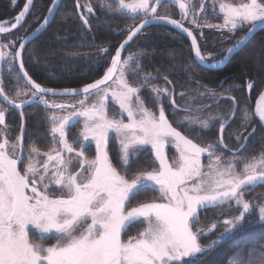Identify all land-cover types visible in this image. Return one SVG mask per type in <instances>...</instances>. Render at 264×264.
<instances>
[{"label":"snow or ice","instance_id":"obj_1","mask_svg":"<svg viewBox=\"0 0 264 264\" xmlns=\"http://www.w3.org/2000/svg\"><path fill=\"white\" fill-rule=\"evenodd\" d=\"M13 5L17 0H12ZM58 0H53L48 13L52 14ZM166 0H100V8L109 13L125 15L136 19L143 16L139 25L131 26L127 30L128 37L116 49L111 57L103 77L83 88H65L57 90L42 87L36 83L25 71L23 56L27 50L26 43H20L19 48L9 42L0 45V61L8 64L10 72L17 73L18 81L14 97L5 93L3 82L0 81V98L13 109H22L30 102L36 101L50 110L46 117L51 127L52 147L47 152L31 145L27 150L23 140L25 132V116H21V134L15 142L0 139V264H200L202 257L209 254L222 255L221 245L237 231L244 228L246 223H264V204L258 206V220L248 221L254 205L245 198L248 190L264 184V148L259 154L250 156L238 155L246 150L249 137L254 136L256 129L247 136L237 135L235 149L228 146L231 136L224 133L228 127L225 119H231L237 112H241L238 102L230 97L216 98L232 100L231 114L227 118L209 115L202 118L209 105L203 103L207 93H213L206 88V92L198 95L181 92L175 88L152 87L150 89L153 107L158 114L146 106L141 96L153 79L151 73H142L143 67L140 56L143 53H133L122 56V50L134 39L143 28L159 22L168 24L186 33L191 40L192 51L201 65L208 63L209 58L202 54L193 31L184 26L188 20L189 0H175L181 10V20L171 18L170 15L158 14V7ZM33 0H27L21 12L15 17V22H7L10 28L0 23V34H7L11 30L22 26V21L30 11ZM115 5V7H113ZM81 7L77 0V9ZM206 7L201 4V10ZM223 13L221 25H202L198 14L188 20L193 26L215 27L217 30L227 29L235 33L247 25L246 36L236 41L221 54L216 63H223L236 49L245 45L247 34L255 29L264 28V0H245L239 3L219 4ZM87 13L93 14L91 4L87 5ZM83 24L90 28L89 19L80 16ZM48 17H44L36 32L45 29ZM31 34L26 32L24 39ZM28 43H31L29 40ZM7 49V50H4ZM101 53L110 51L101 48ZM9 57H11L9 59ZM31 57H37L33 51ZM19 64L17 69L14 65ZM186 71L191 72L193 65H187ZM18 73H22L20 76ZM138 77L135 85L130 77ZM163 79L171 84L167 75ZM23 80L24 87L19 81ZM199 85V80L195 81ZM237 89L239 85H233ZM249 89L254 83H248ZM26 100H17L21 96H29ZM83 95L77 108L72 103L50 102L48 96L74 97ZM96 95V102L91 105L88 100ZM109 95L115 104L119 105L121 117L126 114L127 123L122 118L109 115L107 98ZM189 95V100L183 105L177 104L175 96ZM164 98H168L173 109L183 111L178 127L185 131H193L194 127L210 129L215 127L212 121L219 123V138L215 143L201 146L182 134L170 123L163 106ZM177 112L173 111V115ZM255 116L264 123V92L256 102ZM83 119V128L79 135L71 142L68 140L73 122ZM7 112L0 109V134L7 136L10 129L6 125ZM251 114L245 108L241 112L240 127L250 126ZM110 132L115 133L118 141L117 166L110 159ZM95 143V156L88 158L87 149ZM79 144V150L75 145ZM166 145L175 147L178 156L169 160ZM151 148L155 157L154 163L158 167L151 170L138 168L129 179L128 173L134 171L138 165L140 155L147 147ZM232 153L225 159L224 155H216L218 148ZM28 152V162L23 164V154ZM75 153V158L71 155ZM207 154L208 164L201 163V156ZM44 157V159H41ZM79 168L73 170L72 165L77 162ZM23 164V169L18 168ZM242 165V167H241ZM118 167L120 171H118ZM123 171V175L121 174ZM53 186L58 195H49ZM149 191H158L159 195L147 198ZM144 199H139L141 196ZM134 201H137L135 204ZM227 206V207H225ZM220 209L225 212L239 210V215H233L222 221L213 220L208 228L197 225L201 211ZM205 219L209 217L205 216ZM136 225H143L142 229L127 240L123 234ZM222 232L215 235L207 244L201 241L212 235L219 228ZM39 233L37 239L44 240L51 234L56 243L45 246L35 243L31 230ZM250 250L248 264H264V251L258 260H253ZM239 251L228 258V264H243L235 257Z\"/></svg>","mask_w":264,"mask_h":264},{"label":"trees","instance_id":"obj_2","mask_svg":"<svg viewBox=\"0 0 264 264\" xmlns=\"http://www.w3.org/2000/svg\"><path fill=\"white\" fill-rule=\"evenodd\" d=\"M24 0H18L15 6L10 0H0V20L8 19L15 16L22 6ZM175 0H166L165 3L158 7V14L170 15L171 18L181 20L178 6L173 4ZM52 0H35L33 10L24 25L16 32L8 35L14 36L16 39L15 48L20 41L25 37L26 32L30 33L41 23L47 9L49 8ZM223 3H239L245 0H190L188 20L198 14L199 23L202 25H217L216 21L221 16L218 14L219 4ZM80 9H77V0H61L60 6L47 29L28 44L27 50L24 53L23 60L25 62V71L29 76L42 87L52 89H65V88H79L88 83L101 78L107 70L114 55L115 49L123 41L128 34V28L135 26L143 20V16H138L136 19L127 18L125 15L109 13L107 9L100 8V0H81ZM206 7L201 10V4ZM91 4L93 7V14L89 16L90 28L83 24L79 17L84 15L83 5ZM115 7V5H113ZM184 20V26L193 31V35L197 38L198 45L202 54L209 58L208 63L216 62L221 58L222 51L218 44L219 38L225 35L223 30H217L215 27H200L197 28ZM246 31V28L237 30L233 33L232 37L224 45L228 47L233 46ZM231 40V41H230ZM227 47V48H228ZM108 48L107 53H98V49ZM225 48V46H224ZM226 48V49H227ZM225 49V50H226ZM37 52V57L32 58L31 53ZM133 53H143L139 58L143 65L142 73H151L153 79L151 84L141 92L142 98L146 101V106L153 111H158L153 107L151 100L152 87L169 88L174 87L175 92H187L191 95H198V92H206L201 86L214 88L218 86L221 79L226 78L225 84L229 90H232L233 85L245 83V79L254 81L255 86H259V90L264 86V30L257 33L253 39L240 51H238L227 63V65L215 71H209L201 68L196 64L193 59L191 47L188 41L178 34L175 30L165 26H151L145 29L137 38H135L125 49L123 57L129 56ZM187 65H193L192 71H186ZM16 67V65H14ZM10 69L5 70L2 75V82L5 88V93L11 98L14 97L17 73L12 74L9 79ZM19 74V73H18ZM167 75L168 80L172 81L171 84L167 83L163 77ZM138 77H130V82L135 85ZM199 80V85L195 83ZM21 87L25 86L23 80L19 81ZM215 90V93L222 90L227 91L225 87ZM240 92V91H239ZM209 93L206 92V95ZM206 95L203 101L206 100ZM185 95L181 98L182 101H188L189 96ZM22 100L24 97L22 96ZM176 98V97H175ZM236 94V100H237ZM19 102V99L17 100ZM205 103V102H204ZM222 102L216 103L212 106L214 111L222 110L225 114L231 108L232 102L229 105ZM5 108V107H4ZM169 121L175 123L176 117L173 115L175 109L166 106ZM7 112L6 125L10 129L8 133V140L14 141L16 137L21 134V116L20 112L23 111L25 120L24 135V148L28 149L31 145L36 146L42 152H47L53 145L51 136L49 135L50 123L46 119V108L38 105L31 104L23 110H13L5 108ZM177 112V111H176ZM178 113V112H177ZM209 114L208 110L203 113V117ZM173 116V117H172ZM228 124L227 130L233 131V134L239 131L241 118L235 116ZM176 126V125H175ZM253 136L246 145V150L240 155L250 156L252 154H259L264 148V131L258 125ZM76 129L72 126L68 134V140L71 142L78 134ZM214 131V130H213ZM190 135V134H189ZM236 135V134H234ZM203 139L207 142L213 141L215 134H202ZM213 137V138H212ZM2 139V134H0ZM210 139V140H208ZM109 156L113 160L114 166L118 155V149L114 143V138L110 143ZM76 150L79 149V144L75 145ZM89 151L88 156H91L92 149ZM156 163L151 158L149 153L145 151L140 155L138 165H134V171L128 173L129 179L138 168L152 169ZM118 171L120 168L118 167ZM123 175V171H121ZM154 191L147 193V198L155 197ZM142 195L139 199H144ZM245 198L250 202L255 199H264V184L258 185L255 188L246 191ZM137 201H134L135 204ZM227 207V206H225ZM220 209H211L208 211H201L200 220L197 222L198 226L208 228L215 219L223 220L233 215H239V210L225 212L223 215ZM205 216L209 219H205ZM248 221H257L258 215L252 211L247 216ZM140 225L133 226L127 230L125 234H134ZM223 228H219L212 235L206 236L202 239V244L209 243L215 238ZM255 249L258 252L264 251V223H246L244 228L237 231L235 234L226 238L221 245L220 251L222 255L215 256L209 254L207 257H202L200 264H228V258L232 257L239 251L243 256H247V251Z\"/></svg>","mask_w":264,"mask_h":264},{"label":"rangeland","instance_id":"obj_3","mask_svg":"<svg viewBox=\"0 0 264 264\" xmlns=\"http://www.w3.org/2000/svg\"><path fill=\"white\" fill-rule=\"evenodd\" d=\"M11 2H12V0H10ZM18 1V0H17ZM81 0H79V2H80ZM153 2H154V0H153ZM189 2H190V0H189ZM12 4H13V2H12ZM173 4H175V1H173ZM176 6H178V5H176ZM179 8V7H178ZM87 5H83V10H84V16L86 17V18H88L89 19V14L87 13ZM179 12H180V16H181V10H179ZM218 14H220V18L219 19H217V21H216V24L217 25H221L222 23H223V13H221L220 12V8H218ZM79 17H80V15H79ZM144 19V18H143ZM7 27V26H6ZM248 26L246 25L244 28H247ZM223 30V33L225 34L224 36H223V34H222V36L218 39L219 40V44H218V47L222 50V51H225L226 52V48L228 47V44H227V47H226V45H224V44H226L225 42L227 41L228 42V40L230 39L229 37H232V35H233V32H230L229 30H227V29H222ZM14 33V32H13ZM12 34V33H11ZM8 35H10V34H8ZM8 35H6V36H0V45H2V44H5V43H9V42H11L13 45H14V47H15V42H16V39L17 38H15L14 36H8ZM231 41V40H230ZM224 46H225V48H224ZM231 47V46H230ZM229 48V47H228ZM226 49V50H225ZM4 50H7V49H4ZM127 57V56H126ZM11 57H9V59H10ZM212 63H216V62H212ZM9 69V66H8V64H6L4 61H0V81H2V75L4 74V71L5 70H8ZM24 97V100H26L27 98H29L30 97V93H29V96H23ZM23 98H22V96L21 97H19V100H22ZM81 99H84V97H79V98H70V99H67V100H65L66 102H68V103H72V104H75L76 105V107L78 108L79 107V104L77 103L79 100H81ZM96 100H97V97H96V95H93V97H91L89 100H88V104L89 105H91L92 103H94V102H96ZM107 100H109V101H112V98H111V96L109 95V97L107 98ZM108 102V101H107ZM113 102V101H112ZM2 102H1V100H0V109H4L5 110V108L2 106V104H1ZM55 103H57V102H55ZM114 103V102H113ZM115 104V103H114ZM115 108L116 109H112L111 110V112H109V115L110 116H113V114H115V118H117V119H120V118H122L123 120H124V122L125 123H127L128 121H127V116H126V114H124V116L123 117H121L120 115H119V113H120V108H119V105L118 104H115ZM14 110H16V109H14ZM21 111V110H20ZM46 113H47V116L48 115H50V110H46ZM157 114H158V111H157ZM230 114H231V111L229 112H227L226 114H225V112L223 111V109L221 110V111H218V112H212V113H210V114H208L206 117H202V118H207L209 115H212V116H219L220 118H227V117H229L230 116ZM233 116L231 117V119L229 120V119H225V122L226 123H230L233 119ZM212 123L213 124H215V127H211L210 129H201L200 127H194V136H190L193 140H194V142L195 143H197V144H200L201 146H206V145H208V144H210V143H215L216 141H217V139L219 138V135H220V133H219V123H220V120L219 119H217V120H215V121H212ZM74 127L76 130L75 131H77V134L79 135V133H80V131L82 130V128H83V119L81 118L80 119V121L79 122H77L76 124H73V125H71V127ZM214 130V131H213ZM233 131H235V130H233ZM232 131V132H233ZM232 132L231 131H228L227 129H226V132L224 133V135L227 137V136H231L232 137ZM250 132H252L249 128H247V129H245V128H242V127H240L239 128V131L237 132H235L234 134H236V135H234L233 134V137H232V139L231 140H229L228 141V146L230 147V148H233V149H235V147L237 146V141L235 140V137L237 136V135H244V136H247ZM187 133H189L190 135H193V133L191 134L190 133V131H188ZM207 133L208 134H215V133H217L218 134V136L215 138L214 137V139H213V141L211 140L210 142H207V140L206 139H203V136H202V134H206V138L208 137L207 136ZM111 137H114L115 138V133H112V132H110V134H109ZM4 138H6V139H8V136H3L2 135V139H4ZM213 138V137H212ZM116 139V138H115ZM250 139H253V136H251V137H249V140ZM208 140H210V139H208ZM248 140V141H249ZM10 141V140H9ZM16 140H14V141H10V142H15ZM248 141H247V143H248ZM93 146H94V148H95V143L94 142H92L91 143ZM117 144H118V141H117ZM119 146V145H118ZM79 148H80V145H79ZM27 150V149H26ZM79 150V149H78ZM166 154H167V156L169 157V160L171 161V160H173V159H175L177 156H178V153L176 152V149H175V147H173V146H170V145H166ZM42 152V151H41ZM145 152L146 153H149L150 154V156H151V158L153 157V155H152V151H151V148H150V146L149 147H147L146 149H145ZM221 154H223L224 155V157H225V159H228V158H230L231 157V155H232V153H230V152H227L226 150H224L222 147L221 148H218L217 149V151H216V155H221ZM241 154V153H240ZM239 153H238V155H240ZM69 155H71L73 158L75 157V153H72V154H69ZM23 157H24V159H23V164H27V162H28V152L27 151H25L24 152V154H23ZM41 159H44V157H41ZM77 160H78V158H76ZM153 159V158H152ZM208 157H204V158H202L201 159V163L202 164H204V165H207L208 164ZM23 164H20V168H21V170L23 169ZM75 166H76V168L78 169L79 168V163H78V161L76 162V164H75ZM72 167H73V165H72ZM154 167H158V165L156 164ZM241 167H242V165H241ZM74 169V168H73ZM149 170H151V169H149ZM54 188H55V186H53ZM155 192V194H156V196H158L159 195V193H158V191H154ZM253 205H254V208H253V210L252 211H254L256 214L258 213V206L259 205H261V204H264V199L263 200H260L259 198L258 199H255V200H253ZM142 227H143V225H140L139 226V228H137L135 231H133L134 232V234H131L130 235V233H127V234H123V238L125 239V240H127V238L129 237V236H134V235H136L137 234V232L139 231V230H141L142 229ZM39 236V233H36V231L34 230V229H32L31 230V236H30V239H32L33 240V242H35V243H43L45 246H48V245H50V244H54V243H56L57 241H56V239L51 235V234H48V237L46 238V239H44V240H40V239H37V237ZM249 252L250 251H247V256L244 254V256L241 254V253H239V256H237V257H235L238 261H241V262H243V264H248V261H249V259H250V256H249ZM259 254H260V252H258V251H255L253 254H252V259L253 260H258L259 259Z\"/></svg>","mask_w":264,"mask_h":264},{"label":"flooded vegetation","instance_id":"obj_4","mask_svg":"<svg viewBox=\"0 0 264 264\" xmlns=\"http://www.w3.org/2000/svg\"><path fill=\"white\" fill-rule=\"evenodd\" d=\"M35 1V0H34ZM34 1H33V5H34ZM24 2H25V0L23 1V3H22V6L20 7V9H19V11L15 14V16L20 12V10L22 9V7H23V5H24ZM33 5H32V9H31V11H30V13L32 12V10H33ZM48 10V9H47ZM47 12V11H46ZM30 13L28 14V16H27V18H26V20L28 19V17H29V15H30ZM14 17V16H13ZM13 17H10V18H8V19H4V20H0V23L1 22H3V21H7V20H9V19H11V18H13ZM44 17H45V15H44ZM44 17H43V19H44ZM42 19V20H43ZM26 20H25V22H26ZM24 22V23H25ZM24 23H23V25H24ZM22 25V26H23ZM7 26V25H6ZM21 26V27H22ZM20 27V28H21ZM38 27V26H37ZM36 27V28H37ZM19 28V29H20ZM18 29V30H19ZM17 31V30H16ZM16 31H14V32H16ZM262 31V30H261ZM260 32V31H259ZM258 32V33H259ZM13 33V32H12ZM129 33V32H128ZM142 33V32H141ZM140 33V34H141ZM246 33V31L244 32V34ZM11 34V33H10ZM139 34V35H140ZM244 34L241 36V38L244 36ZM257 34V33H256ZM138 35V36H139ZM6 36V35H5ZM127 36V35H126ZM137 36V37H138ZM255 36V35H254ZM253 36V37H254ZM253 37H252V39H253ZM240 38V39H241ZM251 39V40H252ZM250 40V41H251ZM249 41V42H250ZM248 42V43H249ZM247 43V44H248ZM246 44V45H247ZM19 45V44H18ZM245 47V46H244ZM243 47V48H244ZM17 48V47H16ZM242 48V49H243ZM101 49V48H100ZM100 49H98V53H101V51H100ZM241 49V50H242ZM116 50V49H115ZM114 53H115V51H114ZM123 54H124V52H123ZM123 56V55H122ZM110 63H111V61H110ZM110 63H109V66H110ZM104 75V74H103ZM225 80H226V78H223V79H221L220 81H219V83H218V86L217 87H214V88H209V87H207V88H209V89H212L213 90V93H209L208 95H206V100L205 101H203V103L204 104H207V105H209V108H208V112H209V114L210 113H212V112H218V111H221V110H217V111H214L213 109H212V106L213 105H215L216 103H219V102H222V104H220L222 107H224V104H227V105H229V103L230 102H232V100H229V99H223V100H220L219 102H217L216 101V98H218V97H220L221 95H223V96H230V97H232V98H234L235 100H236V94H237V102H238V104H239V108H240V110H241V112L245 109V108H247V110H248V112L251 114V121H250V126L248 127L251 131H252V128L254 127L255 129H257V126L256 125H258L260 128H261V126L259 125V123H258V121H257V119H256V117H255V115H254V111H255V106H256V99H257V97L259 96V94L261 93V91L263 90V88H264V86L262 87V89L261 90H259V86L257 87V86H255L254 88H251V89H249L248 87H247V84L248 83H254V81H249L248 79H245V83L243 84V85H241V84H238L239 85V87L237 88V89H233V87H232V90L230 91L229 90V88H228V86L227 85H224L225 84ZM196 83V82H195ZM197 84V83H196ZM203 89H206L205 88V86H201ZM223 87H225L226 88V90L227 91H224V90H222V91H220V92H217V93H215V90L216 91H218L217 89H221V88H223ZM240 91V92H239ZM179 93H181V92H179ZM189 96V95H188ZM187 96V97H188ZM79 97H83V96H79ZM79 97H75V98H79ZM176 97V98H175ZM174 98H175V100H176V102H177V104H179V105H183V104H185V102L186 101H182L181 100V98L182 97H180L179 95H176ZM27 99H29V98H27ZM46 99H48L50 102H57V103H68V102H66L65 100H67V99H70V98H64V99H58V98H49V97H46ZM108 102H107V104H108V112H111V110L112 109H116L115 108V104L112 102V101H109V100H107ZM2 104V106L3 107H5V108H9L7 105H5V104H3V103H1ZM167 105H169V107L170 108H172L171 107V103H170V100L168 99V98H164V103H163V106L166 108V106ZM10 109H12V108H10ZM231 109H232V105H231V108L229 109H227V111L229 110V112L231 111ZM14 110V109H13ZM21 110H23V109H21ZM175 111H177L178 113L176 114V115H174V117H176V119H175V123L176 124H173V126L174 127H177V130H179V131H181L182 132V134L183 135H185V136H187V137H189L190 139H192L191 137L192 136H194V130L193 131H190V133L192 134L193 133V135H189V133H187L188 131H185L182 127H178V125H179V122H180V120H181V118L185 115V113L183 112V111H179L178 109H175ZM241 112H237L236 113V115H234L233 116V118L235 117V116H239L240 118H241ZM166 114H167V109H166ZM173 117V116H172ZM232 118V119H233ZM77 122H73V124H76ZM171 123V122H170ZM72 124V125H73ZM176 125V126H175ZM262 129V128H261ZM191 136V137H190ZM114 137H112V139H113ZM111 139V140H112ZM194 141V140H193ZM111 143V142H110ZM114 143H115V145H116V147H117V149L119 148V146H118V144H117V140L114 138ZM88 149H92V153H91V156H88V154H89V151H87L86 152V155L88 156V158H94V156H95V148H94V146L91 144V146L88 148ZM153 155V154H152ZM75 158V157H74ZM153 160L155 161V157H154V155H153ZM111 159V158H110ZM202 159V158H201ZM78 161V160H77ZM75 164L76 163H74L73 164V167L72 168H74L73 170L75 171V170H77V168H76V166H75ZM157 165H158V163H156ZM18 168H20V164H18ZM21 169V168H20ZM59 193H58V191L53 187V191H51L50 193H49V195H58Z\"/></svg>","mask_w":264,"mask_h":264},{"label":"water","instance_id":"obj_5","mask_svg":"<svg viewBox=\"0 0 264 264\" xmlns=\"http://www.w3.org/2000/svg\"><path fill=\"white\" fill-rule=\"evenodd\" d=\"M34 1V0H33ZM27 2V0H25V2H24V4ZM60 3H61V0H58V2H57V4H56V6H55V10H54V12L52 13V14H49L48 13V10H47V12H46V14H45V16H47L48 17V23H47V25L45 26V29H41V31L40 32H36L35 31V29L31 32V34H29L28 36H27V39H22L21 41H20V43H26L27 44V46H28V41L30 40L31 42L34 40V39H36L39 35H41L46 29H47V27L50 25V23L52 22V20H53V18H54V16H55V14H56V12H57V10H58V8H59V6H60ZM50 6H53V0H52V2H51V4H50ZM49 6V7H50ZM23 7H24V5H23ZM23 7H22V9H23ZM21 9V10H22ZM31 9H32V7H31ZM31 9H30V11H31ZM49 9V8H48ZM21 10H20V12H21ZM30 11L26 14V18H27V16H28V14L30 13ZM19 12V13H20ZM18 13V14H19ZM17 14V15H18ZM16 15V16H17ZM79 15H80V12H79ZM16 16H14L13 18H11V19H9V20H7V21H3V22H1V23H3L5 26L7 25V27L8 28H10L11 26H10V24L9 23H7V22H9V21H11V22H15V17ZM81 16V15H80ZM26 18L21 22L22 23V25H23V23L25 22V20H26ZM41 23H44V19L41 21ZM40 23V24H41ZM141 23V21L139 22V23H137L136 25H139ZM40 24L38 25V27L40 26ZM151 26H165V27H169V28H172L173 30H175L178 34H180L181 36H183L187 41H188V43H189V45H190V47H191V40H192V38L191 37H189L186 33H184V32H182L180 29H177V28H174L173 26H171V25H168V24H160L159 22H153L152 24H150V25H148V26H146V27H144L143 28V30H142V32L145 30V29H147V28H149V27H151ZM21 27V26H20ZM20 27H18L17 29H14V30H11L9 33H7V34H0V36H5V35H8V34H10V33H12V32H14V31H16V30H18ZM37 27V28H38ZM261 30H264V28H257V29H255L254 30V32L253 33H251V34H247V40H246V42H245V45L244 46H246V44L252 39V37L254 36V35H256V33H258L259 31H261ZM141 33V32H140ZM139 33V34H140ZM138 34V35H139ZM128 35H129V33L127 34V36L123 39V41L119 44V46L124 42V40L128 37ZM137 35V36H138ZM137 36L136 37H134V39L135 38H137ZM246 36V33L244 34V36L243 37H245ZM242 37V38H243ZM133 39V40H134ZM132 40V41H133ZM240 40V39H239ZM132 41H130L129 42V44L132 42ZM19 43V44H20ZM198 43V42H197ZM128 44V45H129ZM127 45V46H128ZM118 46V47H119ZM127 46H126V48H127ZM199 46V45H198ZM244 46H241L240 48H238V49H236L232 54H230L229 55V59L228 60H226V61H224L223 63H205V64H203V65H201L200 63H199V61L196 59V57H195V54H194V52L192 51V47H191V51H192V56H193V59H194V61L196 62V64L198 65V66H200L201 68H203V69H206V70H209V71H215V70H220V69H222V68H224L226 65H227V63L230 61V59L238 52V51H240ZM117 47V48H118ZM232 47V46H231ZM17 48H19V45L17 46ZM116 48V49H117ZM125 50H122V55H123V52H124ZM115 52H116V50H115ZM115 54V53H114ZM16 68L18 69L19 68V64L17 63L16 64ZM19 75L20 76H22V73H19ZM103 77V76H102ZM100 79V78H99ZM24 82V81H23ZM93 83V82H92ZM85 86V85H84ZM84 86H82V87H79V88H83ZM57 90H63V89H57ZM261 92H264V88H263V90L261 91ZM79 96H83V95H78V96H74V97H79ZM259 96H260V94H259ZM259 96L257 97V99H256V102H257V100H258V98H259ZM49 98H58V99H64V98H74V97H66V96H48ZM0 100H1V102L3 103V104H5V105H7L9 108H11L7 103H5L4 101H3V99L2 98H0ZM38 104V105H40V106H42V107H44L42 104H40V103H38V102H36V101H33V102H30L28 105H31V104ZM28 105H26V106H24L22 109H24L25 107H27ZM45 108V107H44ZM255 108H256V106H255ZM13 109V108H12ZM16 110H21V109H16ZM254 115H255V111H254ZM256 117V116H255ZM256 119H257V121H258V123H259V125L261 126V128L263 129V131H264V123H262L260 120H259V118L258 117H256ZM204 157H207V154H203L202 156H201V158H204Z\"/></svg>","mask_w":264,"mask_h":264}]
</instances>
